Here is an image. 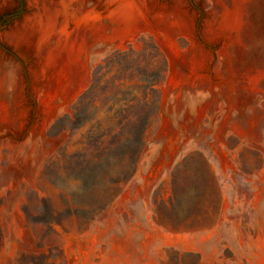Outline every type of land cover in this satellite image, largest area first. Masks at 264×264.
<instances>
[{
    "label": "rangeland",
    "instance_id": "374dc122",
    "mask_svg": "<svg viewBox=\"0 0 264 264\" xmlns=\"http://www.w3.org/2000/svg\"><path fill=\"white\" fill-rule=\"evenodd\" d=\"M211 2L153 0L151 30L88 38L40 73L21 30L31 8L0 0V264H264V197L254 211L226 206L201 147L131 217L115 210L147 152L162 156L150 138L183 134L210 86L240 95L237 123L259 134L223 129L239 167L264 165V12L226 40L208 25ZM219 120L203 116L201 132Z\"/></svg>",
    "mask_w": 264,
    "mask_h": 264
},
{
    "label": "bare ground",
    "instance_id": "6f19581e",
    "mask_svg": "<svg viewBox=\"0 0 264 264\" xmlns=\"http://www.w3.org/2000/svg\"><path fill=\"white\" fill-rule=\"evenodd\" d=\"M26 2L31 12L24 16L20 25L30 38V48L38 60L37 69L40 73H45L44 70L60 56H64L66 62H71L75 51L82 48L88 38L122 40L131 38L140 28L152 29L148 17L153 0ZM88 3L93 6L87 8ZM210 5L213 15L211 20L214 22L210 20L208 25L214 27L216 24L215 29L218 28V31L221 28V35L226 40L232 39L234 35L236 38L239 36L241 20L244 21L249 13L256 10L264 12V0H212Z\"/></svg>",
    "mask_w": 264,
    "mask_h": 264
},
{
    "label": "built area",
    "instance_id": "2783aa9c",
    "mask_svg": "<svg viewBox=\"0 0 264 264\" xmlns=\"http://www.w3.org/2000/svg\"><path fill=\"white\" fill-rule=\"evenodd\" d=\"M210 87L206 89L204 105L191 117L192 123L189 127H184L183 134L156 132L150 138L149 145L158 143L164 146L162 156L153 159L147 152L149 159L140 163L137 172L122 185L114 201L119 216L131 217L137 204L147 203L157 185L163 181L190 145L203 148L214 162L221 182L230 189L226 206L233 203L245 210H256L257 204L264 197V165L250 172L243 171L233 152L226 145L222 131L226 127L239 137L256 138L259 134L251 123L240 121L237 123L238 119L234 115H240L237 110L240 95H236L235 92L228 94L229 91L226 92L216 86ZM206 104L211 107L204 110ZM216 111L220 114V120L215 123L211 133H202L199 120L205 115L213 116Z\"/></svg>",
    "mask_w": 264,
    "mask_h": 264
},
{
    "label": "water",
    "instance_id": "95a60500",
    "mask_svg": "<svg viewBox=\"0 0 264 264\" xmlns=\"http://www.w3.org/2000/svg\"><path fill=\"white\" fill-rule=\"evenodd\" d=\"M21 5H22V3H21Z\"/></svg>",
    "mask_w": 264,
    "mask_h": 264
}]
</instances>
